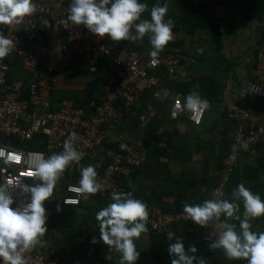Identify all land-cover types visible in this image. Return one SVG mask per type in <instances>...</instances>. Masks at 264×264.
<instances>
[{
    "label": "crops",
    "instance_id": "crops-1",
    "mask_svg": "<svg viewBox=\"0 0 264 264\" xmlns=\"http://www.w3.org/2000/svg\"><path fill=\"white\" fill-rule=\"evenodd\" d=\"M203 1L208 0H202L199 6L201 14L204 16L205 13L211 20L216 17L220 27L219 38L216 40L209 28L211 20L207 25L198 24L188 31L180 21L185 1L166 0L168 12L164 19L171 18L172 39L158 55L167 51L182 54L173 73L160 66L154 74L159 79L158 86L172 92L178 91L179 83L188 82L197 74L212 76L210 85L218 87L219 100L208 102L202 122L193 125L186 114L177 119L170 117L173 93L166 99L158 98L142 81L139 84L140 99L128 114L118 116L112 122L101 144L105 146L124 138L133 142L139 153V166L129 178L120 181L117 193L131 192L135 199L166 211H182L185 203L199 204L205 199H229L239 207L233 217H225L221 213L218 219L213 218L204 226L181 218L173 224L170 239L168 235L150 230L146 224L148 231L134 240L140 255L133 264H171L176 257L169 254L167 248L177 237L183 243L185 254L193 257L192 264H198L200 259L205 264H247L246 260H230L222 249H210L209 245L218 240L221 223H233L239 231L244 209L242 201L231 195L237 184L243 183L264 200V144L240 155L238 167L230 174L222 195L213 196L212 193L220 179V159L229 149L233 134L230 125L222 127L224 120L228 122L223 111L224 103L230 100L232 91L237 90L245 79L264 85V21L246 19L235 2L222 0L213 8V3ZM142 2L148 5V9L141 19H149L151 7L164 4L165 0ZM192 8L194 5L186 10L189 20L194 19ZM130 34L135 35L134 28ZM149 36L146 32L140 40L116 42L108 38V42L126 50L136 49L142 56L149 57ZM177 41L183 49L173 48ZM38 44L45 52L40 67L55 65L58 68V72L53 74L50 90L52 105L71 99L76 106L86 107L90 100L99 99L106 87L118 78L117 67L111 66L107 58L88 61L78 56L66 68H60L61 39L54 35L52 29L43 32ZM87 62H92L95 70H89ZM12 75L24 79L27 76L15 61ZM247 105L254 114L264 117V98L250 97ZM110 194H85L78 206H61L59 212L56 210L58 195H52L45 204L47 231L36 246L59 255L69 264H119V253L114 246L109 247L99 239L95 219V213L110 202ZM249 223L252 230L264 231V215L250 219ZM189 247L196 251L189 252Z\"/></svg>",
    "mask_w": 264,
    "mask_h": 264
},
{
    "label": "built area",
    "instance_id": "built-area-1",
    "mask_svg": "<svg viewBox=\"0 0 264 264\" xmlns=\"http://www.w3.org/2000/svg\"><path fill=\"white\" fill-rule=\"evenodd\" d=\"M32 3L35 11L30 16L17 24H0V34L13 40L11 52L0 59V152L3 153L0 156V184L11 186L18 180L32 185L39 183L28 172L34 168L40 154L47 158L61 152L65 139L75 132L77 138L72 141V146L83 156L79 162H70L65 168L68 174H62L57 181L53 195H58L64 205L78 206L85 195L76 191L81 167H94L96 179L103 185L95 194L105 195L116 191L120 181L129 178L139 166L140 157L133 142L124 138L116 141L111 159L106 162L102 156V141L112 122L118 116L128 114L140 99V82L143 81L158 98L166 99L174 94L169 111L172 119L186 114L193 125H199L206 109L199 112L187 110L185 98L188 95L158 86L159 79L154 71L165 66L168 73H173L181 60L178 51L144 57L136 49L126 50L112 45L107 36L97 37L83 25L72 24L67 19L71 0H32ZM46 29H52L54 35L61 39L60 68H66L78 56L88 61L107 58L111 66L117 67L118 78L106 87L99 99L90 100L86 107L76 106L71 99L52 105L50 90L53 74L58 72V68L55 65L40 67L45 52L38 44ZM14 61L27 75L25 79L12 75ZM87 63L89 70H95L92 62ZM250 97L264 98V85L245 79L237 90L232 91L230 100L224 103L223 111L231 121L233 134L229 149L220 159V179L214 189L217 196L222 195L230 174L238 167L240 155L264 144V117L257 116L248 108ZM5 157L9 158L7 164L3 162ZM71 175L76 176L75 181L68 178ZM9 194L14 200L11 207L19 206L24 197L30 195H22L18 187L10 188ZM144 203L148 212L146 224L152 231L168 235L173 224L183 218V211L160 210ZM22 256H25L27 264H69L59 255L38 246L22 253Z\"/></svg>",
    "mask_w": 264,
    "mask_h": 264
},
{
    "label": "clouds",
    "instance_id": "clouds-1",
    "mask_svg": "<svg viewBox=\"0 0 264 264\" xmlns=\"http://www.w3.org/2000/svg\"><path fill=\"white\" fill-rule=\"evenodd\" d=\"M148 5L142 0H71L67 19L74 25H83L97 37L107 36L110 40H140L147 32L150 34L151 49L149 55L156 57L167 42L172 39L171 18L165 20L168 12L167 2L153 5L149 19H141ZM35 11L32 0H0V24H17ZM134 28L135 35L130 34ZM13 47V40L0 34V59L8 55ZM208 102L202 100L195 92L185 98V108L192 112L203 111ZM77 134L72 132L63 143V150L53 153L47 158L40 154L28 175L39 180L34 185L18 180L11 186L0 184V264H27L22 253L30 251L40 242L47 231L45 222V204L53 195L57 181L70 162H79L82 152L73 149L72 141ZM0 156L3 153L0 152ZM8 157L4 158L7 164ZM97 173L92 165L80 168L79 187L76 191L84 194H95L103 185L96 179ZM18 187L20 193H28L17 207H11L14 200L9 194L10 188ZM213 196L217 192L213 191ZM243 205V219L239 220V231L233 223H221L222 229L218 240L209 245L210 249H222L230 259L246 260L247 264H264V231L251 229L249 220L264 215V200L259 194L251 192L243 183L236 185L231 192ZM67 202V201H66ZM75 203L76 201H72ZM239 205L229 199H205L199 204L183 205V219L204 226L213 218L218 219L223 213L225 217H233ZM59 212L60 205H56ZM147 206L135 199L131 192L113 191L110 202L95 213L99 227V239L103 244L112 247L119 253V264H133L140 253L136 250L134 240L141 238L148 231ZM172 233H168L170 239ZM169 254L175 259L171 264H192L193 257L185 254L183 243L177 237L168 245ZM189 252H195L189 247ZM198 264H205L198 260Z\"/></svg>",
    "mask_w": 264,
    "mask_h": 264
},
{
    "label": "trees",
    "instance_id": "trees-1",
    "mask_svg": "<svg viewBox=\"0 0 264 264\" xmlns=\"http://www.w3.org/2000/svg\"><path fill=\"white\" fill-rule=\"evenodd\" d=\"M184 5H183V17L180 18L181 23L183 26L187 28L188 31H191L195 25H207V22L211 20V18H207L201 14L200 11V5L202 3V0H184ZM223 1H229V2H235L237 3V7L239 12L246 18V19H254V20H262L264 21V0H223ZM204 3L210 2L213 3V8H215L219 3L222 2V0H208V1H203ZM194 5V8H192L190 11L193 12V20H189L186 18V13H187V8L191 7ZM186 14V15H185ZM202 17V18H201ZM196 18V19H195ZM210 27L213 30L215 39L217 40L220 36V27L219 23L215 18L211 20ZM174 49L179 47L181 48V43L176 42L174 43ZM183 49V47H182ZM181 53V52H180ZM182 54V53H181ZM185 55H188L187 53H183ZM213 82L212 76L206 75V74H197L193 76L188 82H183L179 83L177 86V90L180 91L183 94H190L191 92H195L197 95H199L200 98L203 100H206L207 102H212V101H218V87L215 85L214 88L211 87V83ZM225 119H227L225 117ZM228 120V119H227ZM224 123L222 127L230 125L231 126V121L224 120ZM225 132V129L223 130ZM33 148H42L41 146H34L31 145ZM115 147V143L109 142L107 143L102 151V156L105 158V161H109L112 156V150ZM227 151V150H226ZM64 175L67 176L68 171L65 169L63 172ZM70 180L75 181L76 176L71 175L68 177ZM60 207H70V205H64L59 201Z\"/></svg>",
    "mask_w": 264,
    "mask_h": 264
}]
</instances>
